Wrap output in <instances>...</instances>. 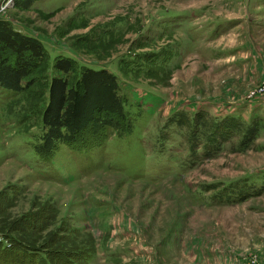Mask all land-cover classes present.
Returning a JSON list of instances; mask_svg holds the SVG:
<instances>
[{"label":"rangeland","instance_id":"obj_1","mask_svg":"<svg viewBox=\"0 0 264 264\" xmlns=\"http://www.w3.org/2000/svg\"><path fill=\"white\" fill-rule=\"evenodd\" d=\"M20 1L0 18L44 59L25 90L0 86V264H264V0ZM84 67L116 76L133 128L87 127L43 156L50 79ZM176 112L259 129L194 161L185 126L165 128ZM231 183L262 190L225 203Z\"/></svg>","mask_w":264,"mask_h":264},{"label":"trees","instance_id":"obj_2","mask_svg":"<svg viewBox=\"0 0 264 264\" xmlns=\"http://www.w3.org/2000/svg\"><path fill=\"white\" fill-rule=\"evenodd\" d=\"M32 2L22 0L17 4L27 8ZM43 59L44 48L37 38L14 29L8 21L0 18L1 87L13 92L25 90L33 82L30 76ZM54 66L64 73L72 69L68 58L55 59ZM41 123L40 142L35 145V150L43 156L51 153L58 143L75 142L78 134L87 127L93 133L102 127L112 128L118 133H129L133 128V121L123 107L116 76L106 68L92 67L82 68L73 83L64 76L50 79ZM170 126H185V141L194 161L198 155L203 159L215 156L224 143L234 137L239 138L240 146L246 147L259 129L255 119L245 122L229 114L206 121L199 115L190 119L183 112L172 113L165 128ZM161 137L165 139L164 134ZM200 147L201 153H198ZM236 184H229L232 193L221 195L219 199L225 203L240 202L262 190L244 192L234 188ZM234 195L239 197L230 200Z\"/></svg>","mask_w":264,"mask_h":264},{"label":"built area","instance_id":"obj_3","mask_svg":"<svg viewBox=\"0 0 264 264\" xmlns=\"http://www.w3.org/2000/svg\"><path fill=\"white\" fill-rule=\"evenodd\" d=\"M264 88H258L257 91L260 92L261 90H263Z\"/></svg>","mask_w":264,"mask_h":264}]
</instances>
